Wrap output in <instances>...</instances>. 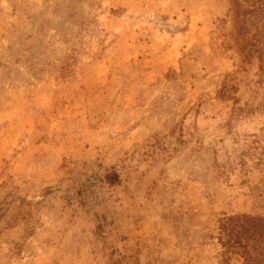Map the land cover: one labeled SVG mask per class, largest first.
Returning <instances> with one entry per match:
<instances>
[{
    "label": "rangeland",
    "instance_id": "1",
    "mask_svg": "<svg viewBox=\"0 0 264 264\" xmlns=\"http://www.w3.org/2000/svg\"><path fill=\"white\" fill-rule=\"evenodd\" d=\"M233 2L0 0V264H244L264 11L241 50Z\"/></svg>",
    "mask_w": 264,
    "mask_h": 264
},
{
    "label": "trees",
    "instance_id": "2",
    "mask_svg": "<svg viewBox=\"0 0 264 264\" xmlns=\"http://www.w3.org/2000/svg\"><path fill=\"white\" fill-rule=\"evenodd\" d=\"M233 4L239 38L244 43L249 34L247 14H252L255 18L261 16L264 11V0L255 1L251 10L243 9L239 0H234ZM254 39L255 42L252 45L259 52L260 69L264 72V36L261 34ZM245 49L246 44L244 43L241 50ZM105 181L110 185H118L122 182V177L116 169H112L106 173ZM221 230L224 233L220 237L222 245L227 249L237 248V252L244 258V264H264V216L236 214L221 223Z\"/></svg>",
    "mask_w": 264,
    "mask_h": 264
}]
</instances>
